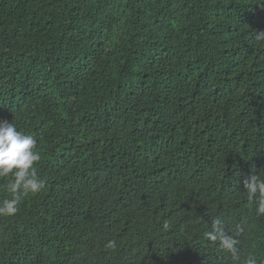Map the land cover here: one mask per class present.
Wrapping results in <instances>:
<instances>
[{"label":"trees","instance_id":"1","mask_svg":"<svg viewBox=\"0 0 264 264\" xmlns=\"http://www.w3.org/2000/svg\"><path fill=\"white\" fill-rule=\"evenodd\" d=\"M260 33L264 0H0V121L45 182L0 177V264H264Z\"/></svg>","mask_w":264,"mask_h":264},{"label":"clouds","instance_id":"2","mask_svg":"<svg viewBox=\"0 0 264 264\" xmlns=\"http://www.w3.org/2000/svg\"><path fill=\"white\" fill-rule=\"evenodd\" d=\"M264 40V33L257 35ZM37 140L31 134L17 130L16 125L9 121H0V177H13L8 184V190L17 194L21 191L38 193L44 187V180L36 171L35 165L41 160L36 151ZM247 200L256 205L257 215H264V175L253 174L244 180ZM18 212V200H4L0 204V216H12ZM207 240L219 242V246L226 252L236 256L238 254V240L230 235L219 219L212 222L210 231L205 233ZM108 248L116 247L115 241H109ZM242 264H257L253 254H249Z\"/></svg>","mask_w":264,"mask_h":264}]
</instances>
